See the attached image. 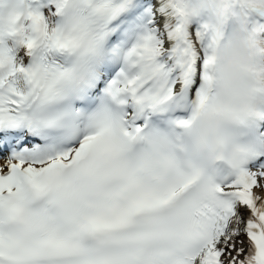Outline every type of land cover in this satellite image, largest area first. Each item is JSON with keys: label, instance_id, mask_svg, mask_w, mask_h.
Wrapping results in <instances>:
<instances>
[{"label": "snow or ice", "instance_id": "obj_1", "mask_svg": "<svg viewBox=\"0 0 264 264\" xmlns=\"http://www.w3.org/2000/svg\"><path fill=\"white\" fill-rule=\"evenodd\" d=\"M0 264H264V0H0Z\"/></svg>", "mask_w": 264, "mask_h": 264}]
</instances>
